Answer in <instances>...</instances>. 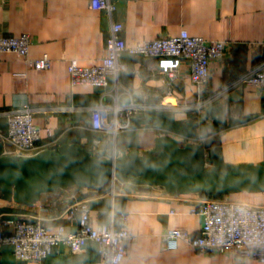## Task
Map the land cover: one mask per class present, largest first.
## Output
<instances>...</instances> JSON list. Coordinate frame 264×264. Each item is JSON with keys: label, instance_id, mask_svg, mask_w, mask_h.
I'll return each instance as SVG.
<instances>
[{"label": "crops", "instance_id": "obj_1", "mask_svg": "<svg viewBox=\"0 0 264 264\" xmlns=\"http://www.w3.org/2000/svg\"><path fill=\"white\" fill-rule=\"evenodd\" d=\"M112 17L95 10L89 0H0V36L29 34V58L47 55L48 69L33 68L16 52L0 51V130L7 122L1 112L28 104L36 111L34 123L41 130L40 144L57 149L80 144L100 157L120 158L135 151H150L160 135L176 138L180 145L202 143L219 148L224 162H264V89L237 84L230 92L209 103L202 111L147 107L132 116L131 126L116 134L91 128V109L100 103L113 110L136 103L155 106L166 90L177 98L193 99L196 86L190 66L183 64L174 78L160 73L154 60L124 51L120 61L126 69L108 76V85H73L67 69L70 59L81 65L102 62L112 21L122 24L126 44L162 36H175L183 29L190 35L227 42L221 59H212L205 98L228 86L264 61V0H110ZM194 101V100H193ZM111 182L100 186H71L49 192L32 203L5 200L0 195V228L13 229L8 221L37 218L52 232L61 226L77 227L67 208L81 199L88 201L93 226L114 222L129 213V226L136 238L129 244L126 259L119 264H264L248 258L236 262L227 253L208 254L180 241L177 249L165 247L169 228L197 234L203 216L190 210L199 192L172 193L159 186L140 189L131 181L115 182L116 193H107ZM231 198L264 204V192H239ZM0 264H34L17 259L8 244L0 245ZM43 264H102L98 245L88 240L82 252H73L60 242Z\"/></svg>", "mask_w": 264, "mask_h": 264}, {"label": "built area", "instance_id": "obj_2", "mask_svg": "<svg viewBox=\"0 0 264 264\" xmlns=\"http://www.w3.org/2000/svg\"><path fill=\"white\" fill-rule=\"evenodd\" d=\"M89 1L92 9L105 10L112 17L115 6L110 0ZM122 27L120 22L112 21L101 63L81 65L77 59L69 60L67 69L73 85L107 86L109 75L117 77L119 72L126 69V65L120 61V56L124 51H128L133 55L153 59L157 70L170 79L177 75L183 64H188L191 81L196 86V95L193 99L187 97L179 99L172 91L166 90L155 106L133 102L122 108L116 106L112 117L109 108L100 103L91 109L93 130L113 134L126 130L131 126L129 121L131 117L140 116L147 107L202 111L209 103L230 92L237 84H251L264 89L262 61L228 86L203 98L204 88L209 81L210 61L223 58L226 41L193 36L183 29L175 36H162L128 45L120 35ZM30 44L31 38L26 33L19 36H0V51L16 52L25 56L33 68L48 69L51 60L47 55L32 59L28 57ZM35 111L36 108L24 104L1 112L7 122L6 130H0L3 155L30 156L49 149L46 144L39 143L41 130L33 121ZM116 181L117 179L113 178L111 187L107 190L112 199L116 193ZM66 211L70 218L77 216L75 229L61 226L58 231L52 232L41 225L37 218L18 217L8 221L13 227L10 233L5 234L0 228V245H10L17 259L34 264H43L53 247L60 242L67 244L73 252H82L88 240L97 243L102 264H119L127 258L129 244L136 238V234L129 226L128 212H119V226H115L113 221L93 226L86 199L71 204ZM190 212L203 216L199 232L193 234L184 229H167L163 239L168 250L177 249L179 242L184 241L189 246L208 254L227 253L236 262L248 258L264 262V204L247 203L233 199L229 195L209 194L201 195Z\"/></svg>", "mask_w": 264, "mask_h": 264}, {"label": "water", "instance_id": "obj_3", "mask_svg": "<svg viewBox=\"0 0 264 264\" xmlns=\"http://www.w3.org/2000/svg\"><path fill=\"white\" fill-rule=\"evenodd\" d=\"M2 152L0 140V195L24 204L71 186L100 187L113 178L131 181L140 189L159 186L172 193L264 192V162L226 163L219 148L194 142L180 145L169 135L158 136L145 154L132 151L120 158L100 157L77 143L30 156Z\"/></svg>", "mask_w": 264, "mask_h": 264}, {"label": "trees", "instance_id": "obj_4", "mask_svg": "<svg viewBox=\"0 0 264 264\" xmlns=\"http://www.w3.org/2000/svg\"><path fill=\"white\" fill-rule=\"evenodd\" d=\"M202 195H209V194H207V193H201ZM231 196H235L236 194L234 193V194H230Z\"/></svg>", "mask_w": 264, "mask_h": 264}]
</instances>
